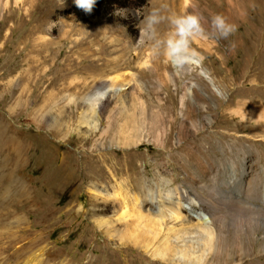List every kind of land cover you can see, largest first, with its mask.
<instances>
[{
	"label": "rangeland",
	"instance_id": "1",
	"mask_svg": "<svg viewBox=\"0 0 264 264\" xmlns=\"http://www.w3.org/2000/svg\"><path fill=\"white\" fill-rule=\"evenodd\" d=\"M191 12L202 63L175 67ZM94 71L118 87L92 110ZM0 125V264H264V0H0Z\"/></svg>",
	"mask_w": 264,
	"mask_h": 264
},
{
	"label": "clouds",
	"instance_id": "2",
	"mask_svg": "<svg viewBox=\"0 0 264 264\" xmlns=\"http://www.w3.org/2000/svg\"><path fill=\"white\" fill-rule=\"evenodd\" d=\"M75 5L85 13H91L96 0H74ZM173 28L172 34L164 41L165 56L175 67H183L191 58L197 55L191 48L192 38L205 35L201 23V16L195 12L168 17ZM162 21L159 9H152L137 26L140 30L138 43L143 42L145 36L154 35L157 25ZM211 27L220 38L227 39L237 30L236 26L228 23L222 15L211 17Z\"/></svg>",
	"mask_w": 264,
	"mask_h": 264
},
{
	"label": "bare ground",
	"instance_id": "3",
	"mask_svg": "<svg viewBox=\"0 0 264 264\" xmlns=\"http://www.w3.org/2000/svg\"><path fill=\"white\" fill-rule=\"evenodd\" d=\"M175 5V4H174ZM174 5H172V8L171 9H175L176 7L174 6ZM167 11V10H166ZM176 11V10H175ZM72 29H73V27H72ZM41 30V29H40ZM95 31H97V30H92V33H93V36L95 37ZM92 43L93 44H95L96 43V39L94 38L93 40H92ZM109 61V60H108ZM108 61H107V63L106 64H108V66H109V63H108ZM113 61V60H112ZM190 62H192L195 66H200L201 65V60H199V59H197V60H192V59H190L189 60ZM116 64V63H115ZM73 66L74 65H72V64H70V67H66V68H64V71L66 72V73H69V72H72L73 71ZM115 66H117V64L116 65H114V67ZM203 66V65H202ZM94 67H96V65H94ZM190 67V66H189ZM202 69V68H201ZM203 70V69H202ZM201 74H203V75H205V77H208V78H210V76L208 75V73L207 72H205V71H203ZM59 75V74H58ZM101 75H99V73H97V72H91V74H90V79H89V82H84L83 84H81V85H77V86H75V87H73V89L75 88V89H79V90H81V89H86V88H89V87H91V85H92V87L95 89V95H93V96H89V97H87V101H88V103H89V108H91L92 110H94V108H95V101H94V96L96 97V98H102V97H104L105 96V94L107 93V92H110V91H112V89L113 88H115V87H118L117 86V77H113V76H110V78H104V77H100ZM109 76V75H108ZM59 76H57V78H58ZM56 77H55V80L57 79ZM116 91H118V90H116ZM16 143H17V141H16V139H13V138H10V136H8L7 135V132L5 131V129H4V127L2 126V125H0V144H7V145H9V148H11V149H14L15 150V152H17L16 150H20V148H19V146L18 145H16ZM152 199H153V197H152ZM127 214V213H126ZM125 214V212H123L121 215H122V217L121 218H125V217H127V215ZM137 215V214H136ZM142 214L140 213V216H141ZM138 216V215H137ZM139 216V217H140ZM197 216L198 217H201L202 216V218L204 217L201 213H198L197 214ZM222 221H223V219H222V217L220 216V214L218 213V207H217V223H222ZM203 222L206 224V225H209V223H210V219L209 218H207V217H204V220H203ZM181 257V256H180Z\"/></svg>",
	"mask_w": 264,
	"mask_h": 264
}]
</instances>
